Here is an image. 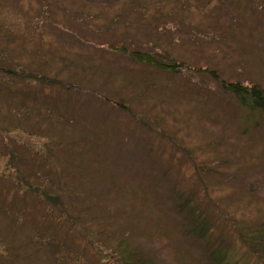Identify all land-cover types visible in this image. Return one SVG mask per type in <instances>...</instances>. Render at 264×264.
Wrapping results in <instances>:
<instances>
[{"label":"rangeland","instance_id":"rangeland-1","mask_svg":"<svg viewBox=\"0 0 264 264\" xmlns=\"http://www.w3.org/2000/svg\"><path fill=\"white\" fill-rule=\"evenodd\" d=\"M221 81L264 90V0H0V264H261L264 113Z\"/></svg>","mask_w":264,"mask_h":264},{"label":"trees","instance_id":"trees-1","mask_svg":"<svg viewBox=\"0 0 264 264\" xmlns=\"http://www.w3.org/2000/svg\"><path fill=\"white\" fill-rule=\"evenodd\" d=\"M131 58L137 62L145 63L153 66L158 70H167L173 72L174 65L160 64L152 57L146 54L131 53ZM221 87L234 96L237 103L245 106L252 111L264 113V90L257 84L243 85L238 82L226 83L221 81ZM190 234L200 239L206 234V227L202 224L194 225L190 229ZM240 243L245 246L251 255H253L261 264H264V223L252 228H239L238 230ZM122 252H115L117 255V263L119 264H154L144 258L140 252L136 250H128L123 248ZM255 259V260H256ZM209 264H237L231 263L226 257L225 251L216 248L208 253Z\"/></svg>","mask_w":264,"mask_h":264}]
</instances>
